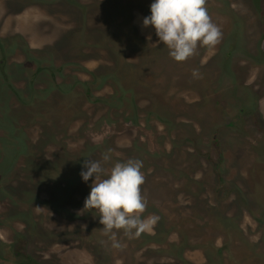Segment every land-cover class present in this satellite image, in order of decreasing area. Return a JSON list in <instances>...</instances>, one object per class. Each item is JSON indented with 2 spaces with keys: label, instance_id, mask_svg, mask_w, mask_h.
<instances>
[{
  "label": "rangeland",
  "instance_id": "obj_1",
  "mask_svg": "<svg viewBox=\"0 0 264 264\" xmlns=\"http://www.w3.org/2000/svg\"><path fill=\"white\" fill-rule=\"evenodd\" d=\"M151 2L0 0V264L264 259V0H205L219 42L183 62L142 26ZM88 158L142 161L158 219L118 249L83 209ZM193 222L210 236L183 246Z\"/></svg>",
  "mask_w": 264,
  "mask_h": 264
},
{
  "label": "clouds",
  "instance_id": "obj_2",
  "mask_svg": "<svg viewBox=\"0 0 264 264\" xmlns=\"http://www.w3.org/2000/svg\"><path fill=\"white\" fill-rule=\"evenodd\" d=\"M205 0H152L150 14L142 20V26L154 29L158 42L169 50L176 62H183L195 53L198 45L213 47L220 39L219 28L211 22L204 7ZM195 75V72L193 73ZM111 149L102 155V161L110 160ZM142 161L115 162L105 175L100 160L86 159L79 173L83 182L92 178L90 191L83 202V209L97 212L102 233L111 241L113 248L120 243L114 239L122 231L128 238L138 237L150 230L158 217H143L147 206L141 194L144 177ZM104 176L102 179L99 177ZM98 181L93 184V181Z\"/></svg>",
  "mask_w": 264,
  "mask_h": 264
},
{
  "label": "trees",
  "instance_id": "obj_3",
  "mask_svg": "<svg viewBox=\"0 0 264 264\" xmlns=\"http://www.w3.org/2000/svg\"><path fill=\"white\" fill-rule=\"evenodd\" d=\"M92 155H93V153H92ZM91 156H90V158H91ZM90 182L91 181L89 179L88 182H85V185L88 186V184H90ZM63 202L64 203L62 204V207L64 208V211H65L66 207L67 208L72 207L74 205V202H75L74 191L72 193H70V196L67 199H65ZM214 214L218 215L220 213H219V211H217V212L215 211ZM208 230H209L208 224H205L203 226L201 224L193 222L192 226H186L185 227V231L183 233L180 232L183 246H187V243H189V241H192V240H195V239L204 238L205 235H209ZM219 231H220V228H219ZM237 231H238V228H237ZM238 233L240 234L239 231H238ZM198 242L200 243V240H197V243ZM83 243L85 244V242H83ZM246 245L250 246L251 244L247 242ZM196 246L198 247L199 244H196ZM88 248L95 252L96 258H94V261L99 263L101 261V256L99 254L100 251H101V245L97 241L96 242L94 241V243H91V245ZM211 249L213 251H216L217 252V253L215 252L216 254H218V253L220 254L221 252H223V250H220V249L217 250L214 247H212ZM209 261H210L209 264L213 263V260H211V258L209 259ZM232 264H264V259L263 258H259V257L251 258V257L243 255L240 259L234 260V262H232Z\"/></svg>",
  "mask_w": 264,
  "mask_h": 264
}]
</instances>
